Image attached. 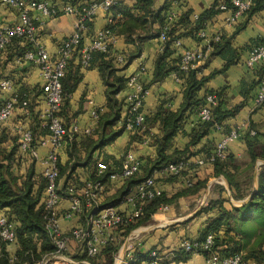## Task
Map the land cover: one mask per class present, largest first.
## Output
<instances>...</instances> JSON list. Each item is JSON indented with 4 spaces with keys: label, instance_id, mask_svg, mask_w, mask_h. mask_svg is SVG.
Returning <instances> with one entry per match:
<instances>
[{
    "label": "trees",
    "instance_id": "1",
    "mask_svg": "<svg viewBox=\"0 0 264 264\" xmlns=\"http://www.w3.org/2000/svg\"><path fill=\"white\" fill-rule=\"evenodd\" d=\"M48 1L54 3L58 0ZM61 1L74 5L79 4L81 8L87 2L100 0ZM172 2L173 0H164L159 9L154 7L155 0H135L131 6L122 5V2H120L110 8L112 18L105 29L108 30L111 36H121L126 43L133 44V48L127 55L128 58H136L140 52L139 45L135 44L136 40L144 36L150 38L160 37L167 22V15L172 9ZM219 4L218 1H214L209 9L192 21L189 19L190 12L188 11L181 14L177 20L169 23L168 29L165 31V39L161 41V53L155 60L151 83L161 81L168 73L175 72L179 80L184 81L182 99L174 109L166 106V103L164 105L160 103L154 113H143V133L149 136L146 145L151 149V153L140 158L143 162H141L138 172L125 180L123 189L114 201L99 204L102 207L116 205L122 196L141 180L151 176L155 171L162 170L166 165L176 163L182 159L189 161L188 168L181 172L179 176L171 175L162 179L169 182L177 181L183 183V186L173 194L159 190V194L155 198L142 204V214L140 216L132 221L123 222L114 229V239L105 244L97 254L92 257L79 254L75 257L77 260H87L89 264H113V256L118 250L119 243L132 230L148 222L162 207L176 206L180 200L198 199L204 194L208 180L196 176L192 163L197 158H207L213 152L217 142H207L197 150H195V147L211 131L222 130L225 134L228 133L230 130L227 129L224 122L234 117L244 104L241 103L228 110H222V90H207L201 95H198V92L216 74H224L231 65L237 63L240 59V53H237V50L231 47V37L226 38L219 35L217 40H214L216 36L213 37L208 42L211 51L206 62L210 58L218 56L223 59L224 65L221 69L213 70L208 75H200L201 68L190 70L187 73H180L178 70L179 56L172 59L170 57L174 51L171 48L173 43L181 38L191 37L198 42L201 40L199 33L204 29L206 22L213 15L223 11L218 8ZM224 4L230 9V0H225ZM263 9L264 0H253L250 8L243 13V16L245 15L244 23L239 25L235 32L242 29L255 13ZM92 20L93 17L84 20V25L88 29L92 26ZM181 28L182 30H180ZM140 34L143 35L140 36ZM260 45H264V38L253 39L243 50H249L251 47ZM81 46L80 44L76 51L80 50ZM112 47V45H109L105 52L92 51L85 66L87 68H97L106 86V112H97V125L90 134H81L77 137V134L75 136L73 133L65 136L66 139L69 138L71 141H68L66 146L67 161L64 164L58 161L57 164L58 182L62 178L64 183L77 181L80 176L76 173L77 168H82L84 172L93 170L95 173L98 162L93 161V154L113 143L117 137L126 131L124 123L128 114V107L122 115L121 104L116 99V94L123 89L126 79L118 74L120 69L117 67L118 63ZM30 50H34L33 43L25 36L12 37L11 41L0 49V82L7 79L12 83H16L15 74L24 70L19 65L22 63L34 65V63L24 58V54ZM123 55L126 59V53H123ZM80 66L81 62L77 66H73L68 61L64 75L60 80L62 105L55 115L66 129L70 126L74 115L80 112V110H77L75 113L70 114L68 105V100L80 80ZM255 67L258 68V79L251 83L247 91H243L247 92L244 96L248 95L249 90L257 87L261 79L264 78V62H259ZM144 88H148V86L146 85ZM13 92H16L18 96L15 111L19 112L24 118L27 117L25 121L28 122L27 127L32 133V145H37L49 134L48 128L43 126V119L40 118L42 109L36 110L33 102L35 96L40 94L42 96V85L31 88L20 85L17 89H13ZM11 94L12 92L7 93L0 88V106ZM209 94L216 95L217 103L211 107V118L203 120L199 112L201 108L208 105L206 96ZM25 99L28 103L26 107H23L22 102ZM188 123H191L193 127L185 130ZM155 127H158L156 131L150 133L149 129H155ZM251 130L255 132L254 135H250ZM137 131L135 130V133L130 137V141L136 139L137 142L142 143L143 139L136 134ZM257 135L258 132L254 124L249 120L248 129L244 135L249 161L244 171H252L256 160L264 161V144H260L256 140ZM178 136L187 138V142L181 148L174 146L175 139ZM228 150L224 160L207 162L202 166H210L213 177L223 176L229 186L230 194L223 186H217V191L212 192V194H216V197L207 199L205 204L192 217L194 219L206 216L204 225L199 231L198 240H203L207 234L211 233L214 236L213 247L221 256L229 257L238 254L244 261L264 264V165L260 166L256 190L244 191L237 179L239 165L235 163ZM25 156L19 152L18 136L8 134L3 129L0 132V215L5 214L8 220L13 223L15 241L12 244H6L0 240V264H37L45 256L54 252V245L46 228L48 215L44 210V195L48 182L42 172H35L34 158L30 156L29 160H32L29 168L21 170L20 164L23 160H26ZM105 158L102 162L108 165L110 171L119 169L120 162L118 163L115 158ZM109 158L115 161L114 166L116 168L107 162ZM118 159L120 161V158ZM94 173L92 175L90 173L86 179L94 178ZM186 180H189L190 184H187ZM78 183V185H83L82 182L78 181ZM230 199L247 200L236 207L231 205ZM66 209L58 211L56 217H59ZM182 224H186V222ZM186 239L192 240V238ZM10 247H15L13 253H10ZM190 254L192 253L175 252L171 258L175 262L185 261ZM157 255L161 257L159 252H157ZM147 260L150 259L147 258Z\"/></svg>",
    "mask_w": 264,
    "mask_h": 264
},
{
    "label": "crops",
    "instance_id": "2",
    "mask_svg": "<svg viewBox=\"0 0 264 264\" xmlns=\"http://www.w3.org/2000/svg\"><path fill=\"white\" fill-rule=\"evenodd\" d=\"M214 1H218L220 4L225 0H180L178 6L174 8L177 20L181 14L190 12L189 19L192 21L198 15L202 14L205 10L209 9ZM135 0H123L122 5L131 6ZM164 3V0H155V8L159 9ZM232 17V11H220L213 15L207 22L204 29L201 31V40L198 42L191 37H183L179 40V44L173 43V54L170 57L178 58L184 49H195L203 47L209 40L215 36L222 35L226 38L231 37V47L240 53V59L234 65H231L224 74H216L212 77L205 86L198 92V95L203 94L207 90L221 91V108L222 110H228L235 105L243 103V107L239 112L224 123L227 129L241 128L243 131L242 138L230 142L228 145V152L234 158V161L239 165L238 175L243 171L249 161V155L246 147L245 133L248 129L249 120L254 124L256 131L258 132L256 140L260 144H264V103L262 105H255L254 96L256 94L257 87L249 90L248 95L244 96L243 91H247L251 83L258 79V68L249 67L246 64V60L249 56V50H243L246 45H249L253 39L264 38V9L255 13L244 25L242 29L235 32L236 28L244 23L245 15L236 19L230 20ZM111 12L98 10L93 17L92 26L86 32L83 33L82 45L88 46L97 31L104 29L111 20ZM19 21L18 13L12 8L0 7V25L13 24ZM75 17L69 14H62L55 18H41L38 16L36 37L40 46L44 47L50 58L54 60L57 57V50L59 45L67 38L73 31V24ZM182 30V28L180 29ZM143 34H140L142 36ZM135 44L139 45L140 52L138 57L128 58L127 53L133 48V44L126 43L125 39L121 36L115 37L112 47L114 56L123 55L126 53V59L123 63H118L117 67L120 69L118 74L126 79L124 87L116 94V99L121 104V114L123 115L127 109L126 96L133 92L135 89V81L142 84L143 87L148 86V92L144 98L142 111L145 114H152L156 110L160 103L171 109L176 108L182 99V90L184 88V81L177 80L175 72L168 73L161 81L151 83L153 77V70L155 60L161 53L162 42L159 38H150L144 36L141 39H137ZM124 56V55H123ZM169 59V60H170ZM80 51H76L70 56L69 64L77 66L80 62ZM168 60V61H169ZM120 64V65H119ZM224 61L218 56L210 58L205 61L201 68L200 75H208L213 70H219L223 67ZM21 68H24L20 73L15 74L16 83H12V90L17 89L20 85L27 87L39 86L44 83L39 68L35 65H29L22 63ZM80 80L76 86L75 91L71 94L68 100L70 114L75 113L77 110L80 112L74 115L68 130H71L73 126L78 128V133H74L79 137L84 129H86L91 121V111L97 110L99 113L106 112V86L97 70V68H87L80 66L79 68ZM134 78V81L129 79ZM8 93V92H7ZM35 109H45L46 104L43 97L37 95L33 99ZM27 118V117H25ZM20 115L19 112L14 111L13 115L3 124H0V132L4 129L8 134H15L17 127L27 126V121ZM193 127L191 123L186 124L185 130H189ZM155 129H149L150 132H155ZM73 134V133H72ZM132 132L124 131L119 137H117L113 143L103 147L93 154V161H102L105 157H112L121 163L123 155L129 150L143 162L140 158L145 157L151 153V149L142 143L133 139L130 141ZM225 133L222 130L211 131L204 137L200 143L195 147V150L199 149L207 142H219ZM71 139H64L57 149L58 161L64 164L67 161V142ZM175 145L183 147L187 142V138L184 136H178L175 139ZM128 148V149H127ZM51 146L46 143L44 145H38L36 147L37 157L34 158V170L36 173L42 172L43 165L41 161L47 156L51 150ZM107 159L110 165L114 166L115 161L113 159ZM120 158V161L119 159ZM25 161L20 164L21 170L29 168L31 160L28 156H25ZM194 160V159H193ZM264 165V161L256 160L252 169V187L251 191L257 188V176L260 171V166ZM196 176L204 177L208 181V185L204 194L198 198H192L188 200H180L176 206H166L157 212L161 216L162 225L159 229L155 230L148 238H146L145 246L140 250L129 264H148L147 255L151 250H156L161 255V260L157 264H205L204 256L200 253H192L185 261L175 262L171 256L175 252H180V244L183 240L192 238V240L199 239V231L203 227L206 220V216H200L192 219L198 210L205 204L206 200L210 196L212 187L209 185V181L212 180L211 167H201L194 170ZM245 172V171H244ZM76 173L80 176L77 181H69L64 183L63 178L59 179V186L62 192L66 193L68 189L73 190L76 193L80 192L81 185H78V181L83 184L86 177L94 173L93 170L83 171L82 168H77ZM203 174V175H202ZM237 175V176H238ZM221 182L215 181L214 183L220 184L225 188L228 194H230L227 181L223 176ZM211 182V181H210ZM65 186H64V184ZM124 182H106L105 189L99 197V203L105 204L114 201L119 192L123 189ZM157 188L161 191L173 194L176 190L183 186V183L169 182L162 178L156 180ZM232 206H240L241 201L231 199ZM196 203L193 208H190V204ZM69 207V202L63 200L58 204V211L64 210ZM122 213H129L130 207H121ZM178 212V213H177ZM156 213V214H157ZM154 216V215H153ZM192 219V220H191ZM191 220V221H189ZM80 220H64L58 219L59 226L62 230H66L73 225H77ZM186 222V224H182ZM71 244V242H70ZM71 248L73 245H70ZM10 253L15 251V247L9 248Z\"/></svg>",
    "mask_w": 264,
    "mask_h": 264
},
{
    "label": "built area",
    "instance_id": "3",
    "mask_svg": "<svg viewBox=\"0 0 264 264\" xmlns=\"http://www.w3.org/2000/svg\"><path fill=\"white\" fill-rule=\"evenodd\" d=\"M122 1H91L80 8L79 4L74 5L61 0L54 3H50L48 0H0L1 8L16 10L19 18L17 23L0 25V49L8 44L14 36L29 38L33 43L34 50L27 51L24 54V58L39 68L40 75L44 81L42 84V96L46 108L41 110L40 118L44 121L43 126H46L49 130L48 136L37 145H32V133L27 126L17 127L15 133L18 136L19 152L22 155L36 158V147L46 143L52 148L41 163L43 165L42 174L48 182L44 195V210L48 215L46 228L54 245V252L45 256L37 264H48L50 262L51 264H89L87 260H77L75 258L76 255L85 254L88 257H92L97 254L105 244L114 239L113 231L116 227L123 222L132 221L140 216L142 214V204L151 201L159 194L156 184L157 178H165L171 175L179 176L190 165L189 161L183 159L166 165L162 170L155 171L151 176L131 187L116 205L102 207L98 200L105 189L106 182H124L138 172L141 162L130 150L123 155L120 167L116 171H110L106 163L98 161L94 173L95 177L86 179L79 193L71 189L64 193L60 189L57 149L65 136L79 132L76 126H73L71 130L66 129L55 115L59 112L62 105L60 80L64 75L70 56L76 52V48L80 44L82 45L83 33L88 30L84 25V20L94 17L98 10L108 11ZM179 2L180 0H173V7L178 6ZM230 3V9L224 3L219 4L218 8L223 11H232L230 20L235 21L250 8L253 0H230ZM174 8L167 15L164 31L160 35L161 41L165 39V31L168 29L169 23L176 18ZM62 14L74 16L75 22L72 33L59 45L57 57L52 60L47 50L40 46L37 41L38 16L51 19ZM201 33H199L200 37ZM217 39L218 36L214 38V40ZM114 40L115 37L111 36L105 28L97 31L92 42L88 46L82 45L79 50L81 65L84 67L87 65L92 51L105 52L109 45L113 46ZM176 44H179V41H176ZM210 51L211 48L208 43L203 47L184 49L179 56V72L187 73L190 70L202 68V65L208 59ZM248 54L246 64L249 67H254L261 61L264 62V45L252 47ZM124 61L123 55L116 56V62L123 63ZM176 79L179 80L177 75ZM129 81H134V78L129 79ZM134 84V91L126 96L128 114L124 124L129 132L135 133V130H138L136 134L143 139L142 144L146 145L149 136L143 133L144 114L141 108L148 89L144 88L139 82L135 81ZM0 88L6 92H12L11 96L0 106V124H3L13 115L18 96L16 92H13L10 80H1ZM206 102L208 105L201 108L199 112L203 120L211 118L210 110L217 103L216 95H207ZM27 103L28 101L25 99L22 102V106L26 107ZM254 103L257 106L264 103V78L261 79L257 86ZM97 117V110H92V121L82 131L83 134H90L95 129ZM254 134L255 132L251 130L250 135ZM242 135L243 131L241 128L231 129L216 143L213 152L207 158H197L193 161V169L197 170L207 162L224 160L229 143L242 138ZM103 177L105 179L102 180ZM185 182L190 184L189 180ZM63 200L69 202V207L59 217H56L58 204ZM125 205L130 207L129 213H122L121 207ZM59 218L64 220L77 219L80 222L66 230H62L58 223ZM213 238V234L209 233L201 241L185 239L181 242L179 250L183 253L202 254L205 264H255L251 261H244L238 254L229 257L221 256L213 247ZM0 240L6 244H12L15 241L14 225L5 214L0 215ZM70 242L73 245L72 250L70 249ZM69 251H73V255H68ZM147 258L150 259L148 264H157L161 260L156 250L149 251Z\"/></svg>",
    "mask_w": 264,
    "mask_h": 264
},
{
    "label": "rangeland",
    "instance_id": "4",
    "mask_svg": "<svg viewBox=\"0 0 264 264\" xmlns=\"http://www.w3.org/2000/svg\"><path fill=\"white\" fill-rule=\"evenodd\" d=\"M245 168H243V171L237 176L238 181L242 185L244 191L251 190L252 187V171L247 170L245 171ZM23 171V170H22ZM203 175V174H202ZM222 177H215L212 180L209 181V185L212 187L211 194L208 197L214 198L216 197V194L212 192L215 190L217 191V186H221L220 184L214 183L215 181L221 182ZM208 185V183H207ZM229 187V186H228ZM231 200V199H230ZM236 201V200H234ZM240 201V200H239ZM242 202V201H241ZM196 203L190 204V208H193ZM161 212V211H159ZM178 213V212H177ZM162 220L159 213L155 214L148 222L145 224L137 227L136 229L132 230L127 237L119 243V247L117 252L113 256V264H129L131 260L134 259L136 255H138L140 250L145 246V242L147 241L146 238H148L155 230L159 229V226H161ZM137 230H140L139 233H135ZM115 236V235H114ZM188 238V237H186ZM119 239L117 240V242ZM71 245V244H70ZM70 249L72 250L71 246ZM68 252V251H67ZM66 252V254H67ZM70 253L68 255H73V251H69ZM78 255V254H77ZM48 264H51L48 263Z\"/></svg>",
    "mask_w": 264,
    "mask_h": 264
},
{
    "label": "bare ground",
    "instance_id": "5",
    "mask_svg": "<svg viewBox=\"0 0 264 264\" xmlns=\"http://www.w3.org/2000/svg\"><path fill=\"white\" fill-rule=\"evenodd\" d=\"M140 232V230H137L135 233L137 234V233H139Z\"/></svg>",
    "mask_w": 264,
    "mask_h": 264
},
{
    "label": "water",
    "instance_id": "6",
    "mask_svg": "<svg viewBox=\"0 0 264 264\" xmlns=\"http://www.w3.org/2000/svg\"><path fill=\"white\" fill-rule=\"evenodd\" d=\"M247 199L243 200L242 202H245Z\"/></svg>",
    "mask_w": 264,
    "mask_h": 264
}]
</instances>
